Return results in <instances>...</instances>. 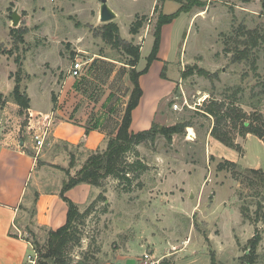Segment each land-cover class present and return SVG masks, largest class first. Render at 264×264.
<instances>
[{
	"label": "rangeland",
	"instance_id": "1",
	"mask_svg": "<svg viewBox=\"0 0 264 264\" xmlns=\"http://www.w3.org/2000/svg\"><path fill=\"white\" fill-rule=\"evenodd\" d=\"M180 1L107 0L116 14L110 22L119 27L120 38L139 46L136 69L147 67L139 80L144 98L130 131L137 133L151 127L152 123L146 129L142 124L152 107L158 109L154 123L160 128L182 121L190 126L185 127L184 134L173 135L171 141L158 134L154 143L135 148L147 169L128 186L129 191L118 193L115 180H106L107 209L103 212L102 202L96 203L94 211L79 226L81 241L68 250L72 264L84 253L99 264H143L145 253L159 264H211L212 256L217 264H246L242 257L249 254L248 241L255 227L261 234L256 264H264V224H251L239 213L240 207L246 206L252 215L260 197H254L243 175H236L242 168L264 172V146L250 134L236 139L241 154L213 139V146L208 145L212 119L196 109L207 96L230 95L237 86L243 88L242 100L246 103L252 91L262 90L264 44L258 51L255 70L251 58L232 62L233 52L227 53L226 49H242L236 41L247 36L239 31L240 26L264 31V0H200L201 4ZM100 5V0H0V50L11 51L0 54V104L15 103L11 91L20 70L19 92L34 94L39 101L58 97L63 118L82 122L86 127L97 124L105 136L114 132L132 90L130 67L125 65L130 57L121 46L103 37L108 22L99 19ZM155 5L157 10L153 11ZM189 5L190 10L180 12L165 30L160 57L169 63L160 61L157 53L148 64L159 13L171 14ZM13 11L19 17L16 27L11 21ZM135 16L144 17L143 24L136 35H131L129 27ZM13 28L17 31L11 33ZM19 32H23V42L17 37ZM76 55L87 63L79 78L67 80V70ZM198 69L209 71L213 77L200 76ZM161 72L169 79H161ZM33 80L40 82L33 87ZM173 103L177 104L176 109L172 108ZM242 107L247 113L252 111L245 104ZM257 109L264 116V96ZM26 117L22 115L21 124H25ZM32 144L33 141L29 150L36 154ZM87 152L49 140V145L38 153L40 158L32 173L36 186L44 190L62 184L65 175L53 165L68 167L71 153L73 174ZM211 155L213 160L209 159ZM134 156L129 154V161ZM224 159L236 160L239 168L216 170ZM126 185L121 184L120 190ZM76 189L72 200L65 196L83 209L92 197V189ZM257 189L263 191L262 187ZM32 192L33 189L30 202L24 204L28 206L26 213L16 220L15 232L42 244L46 232L34 222L30 224ZM60 223L56 229L64 221Z\"/></svg>",
	"mask_w": 264,
	"mask_h": 264
},
{
	"label": "trees",
	"instance_id": "2",
	"mask_svg": "<svg viewBox=\"0 0 264 264\" xmlns=\"http://www.w3.org/2000/svg\"><path fill=\"white\" fill-rule=\"evenodd\" d=\"M174 1L178 3L181 2L180 0ZM242 1L249 2L250 0ZM191 3L201 4V1L192 0ZM189 8H191V5H189L187 9H184L183 6H181L178 11L171 14L163 12L159 13L153 34L154 40L151 53L147 58L148 64L156 59L162 26L171 23L179 16L180 12H187L190 10ZM262 8H264V4L262 5ZM155 10H157L156 5L153 11ZM135 17V20L129 27V33L131 35H136L143 24L144 17L139 19L137 16ZM15 31H17V29H11V33ZM239 31L247 36L243 41H236L237 46H243L242 49H237L235 46L233 50L226 49V52H233V57L231 59L232 62H240L242 60L247 61L251 58L252 68L255 70L258 51L264 44V31H259L258 28L246 30L241 26L239 27ZM22 34L23 32L17 34L20 42H23ZM103 37L109 40L110 43H115L117 47L121 46L122 50L130 57L125 65L130 67L129 77L132 83V90L125 109L123 110V114L121 115L119 122L116 124L115 131L106 136V145L104 148L88 151L83 163L73 174L70 172V168L74 166V155H71V153H68V167L53 165L65 175V180L62 182L59 195L67 205L66 221L61 227L55 230L47 229L44 226L40 227L46 232L44 243L42 244L37 241H30L26 238L27 241L32 244L33 250L37 255L35 264H72V260L68 256V250L74 245H78L81 241V233L78 229L79 226L83 225L84 220L90 216L92 211H94L96 203L102 202L104 206L103 212L107 209L108 203L105 196L106 180H115V190L118 191V193L129 191L128 186L134 180H138L141 174L147 169V165L138 157V152L135 151V148L140 144L154 143L158 134L163 135L167 141H171L173 135L184 134L185 127L190 126L189 122L184 121L162 128H160L159 125L152 123L151 127L147 130L137 133H132L130 131L132 111L138 105L142 95L138 79L141 74L146 72L147 67L143 68L141 71L136 69L140 57L139 46L133 45L131 42L126 43L123 41L119 36V27L115 23L108 22L104 25ZM253 49H256L257 51H252ZM10 52V50H0V54H9ZM95 62L97 61H93V64H95ZM198 71L200 76L206 78L213 77V74L207 70L198 69ZM19 73L20 70H17L11 95L13 96L15 103L20 107V114H23V110H26L29 107V98L24 95L25 93L19 92V84L21 82ZM242 92H244L243 88L237 86L230 95L220 97L207 96L204 101L196 107L201 115L212 119V125L209 128V135L223 146L233 149L239 154H241L242 148L236 141L237 137L245 138L247 134H250L257 137L264 146V116L257 109L258 105L261 103V98L264 96V85H262V90H260L259 93L252 91V95L248 98L247 103L242 100ZM52 101H55L54 96L52 97ZM244 104L251 108L252 111L247 113L242 107ZM91 129L102 128H98L97 124L93 127H86V131ZM63 144L65 147H68L67 143ZM80 146L81 145L78 144L72 147L77 150ZM131 153L135 155V159L129 161L128 156ZM31 155H33V153H31ZM209 159L213 160L214 156H209ZM226 167H231L235 170L239 168V165L235 161L224 159L219 162L215 168L216 170L221 171L225 170ZM236 175H243L254 192V197L261 198L255 201V209L252 212V215H250L248 207L241 206L239 210L241 217L243 220H247L254 225L259 222L264 224V204L262 203L264 202V196H262L264 195V172L261 169L242 168ZM81 183L88 184L99 190L97 196L83 209L75 205L65 196L67 190ZM121 184L127 185L124 189L120 190ZM258 184L259 186H257ZM258 187H262L263 191L258 190ZM33 197V201L35 202L38 197L36 191L34 192ZM30 211L31 217L33 218L35 214L34 206ZM30 224H33V221H31ZM28 232L31 233L32 231L28 229ZM260 241L261 234L259 229L255 227L254 235L248 241L249 254H244L242 257L246 264H256L258 258L256 249ZM99 263L100 262L95 261V259L87 253L82 254L81 259L75 262V264ZM211 264H217L214 256H212Z\"/></svg>",
	"mask_w": 264,
	"mask_h": 264
},
{
	"label": "crops",
	"instance_id": "3",
	"mask_svg": "<svg viewBox=\"0 0 264 264\" xmlns=\"http://www.w3.org/2000/svg\"><path fill=\"white\" fill-rule=\"evenodd\" d=\"M172 22L163 25L161 28L157 56L164 64L169 63L167 58L160 57L164 49V41H166L164 34L166 28ZM165 67L164 65L163 70ZM143 75L145 73L141 74L138 80ZM163 77L169 79L166 73L161 72L160 78L162 79ZM68 79L72 78L67 77ZM9 82L12 87V79ZM37 82L40 81L33 80L31 85L35 87ZM24 95L29 98V107L23 110V114H20V107L14 102L6 101L4 105L0 104V264H32L28 261V257L34 252L32 244L22 237L18 230L19 233L15 232L16 220L21 214L26 213L25 208H28L24 204L26 201L30 202L29 193L31 189H33V194L35 191L38 193L36 201L32 200V206L35 208L32 221L36 226L56 229L58 225H61L60 221H64V223L66 221L67 207L66 205L64 206L63 201L59 198L62 184L59 182L52 188L41 190L36 186L38 185L35 181L36 176L32 177V173L37 167V160L40 158L38 153L42 148L38 153L35 151L36 154L31 155L32 151L29 150V145H31L33 140H30L31 136L29 135H32L33 132H42L46 128L45 126L49 124L47 135L44 139V143L45 141L46 143L43 144V148L45 145H49V140L53 139L60 141L62 144L67 143L69 147L80 144V147L86 151L104 148L107 138L105 132L101 129L86 131V125L82 122L63 118L62 110L57 106L60 102L58 97L55 101H52L50 96L39 101L34 94ZM143 98L144 90L142 89L139 103L132 111L130 128L132 127L134 114L136 110H139ZM157 111V108H151L148 119L142 124L144 129L148 128L150 123H154ZM22 115L27 116L25 124H21ZM212 139L209 135L208 145L210 146H213L211 143ZM32 145L31 147L34 148V144ZM230 160L233 161L234 159ZM76 188L92 189V197L88 198L83 207L88 205L98 193L97 188L81 183L65 192L71 200L74 197L72 194L77 190Z\"/></svg>",
	"mask_w": 264,
	"mask_h": 264
},
{
	"label": "built area",
	"instance_id": "4",
	"mask_svg": "<svg viewBox=\"0 0 264 264\" xmlns=\"http://www.w3.org/2000/svg\"><path fill=\"white\" fill-rule=\"evenodd\" d=\"M86 61H82L80 58H78V55H76L74 57V59L71 62V65L69 67V69L67 70V77L72 78V79H76L79 78L82 74L84 65L86 64ZM173 109L177 108V104L173 103L172 105ZM49 124H47L44 130H42V132H33L32 133V140L34 142V148L36 149V153L39 152V150L43 147L44 144V139L47 135V127ZM34 251V250H33ZM36 253L33 252V254L31 256L28 257V261L32 264H35L36 261ZM143 263L144 264H159L158 260H155L153 258H151L149 253H145L143 255Z\"/></svg>",
	"mask_w": 264,
	"mask_h": 264
},
{
	"label": "water",
	"instance_id": "5",
	"mask_svg": "<svg viewBox=\"0 0 264 264\" xmlns=\"http://www.w3.org/2000/svg\"><path fill=\"white\" fill-rule=\"evenodd\" d=\"M99 19L101 22L106 23L115 19L116 14L107 5V0H100ZM12 26L16 27L19 22V17L16 11L11 14Z\"/></svg>",
	"mask_w": 264,
	"mask_h": 264
}]
</instances>
